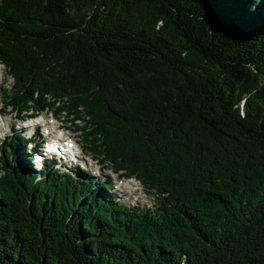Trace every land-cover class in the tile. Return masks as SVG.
I'll return each mask as SVG.
<instances>
[{
  "label": "trees",
  "instance_id": "16d2710c",
  "mask_svg": "<svg viewBox=\"0 0 264 264\" xmlns=\"http://www.w3.org/2000/svg\"><path fill=\"white\" fill-rule=\"evenodd\" d=\"M0 64L18 118L82 122L156 201L39 176L11 136L0 264H264V0H0Z\"/></svg>",
  "mask_w": 264,
  "mask_h": 264
},
{
  "label": "rangeland",
  "instance_id": "374dc122",
  "mask_svg": "<svg viewBox=\"0 0 264 264\" xmlns=\"http://www.w3.org/2000/svg\"><path fill=\"white\" fill-rule=\"evenodd\" d=\"M12 85L13 80L8 75L5 67L0 65V177L3 175V165L1 162L2 160L4 161V156H6L7 158L11 157V149L8 145V138L21 134L26 137H30L32 135V129L29 131H27L26 129H24L25 131L21 130L23 128V122L20 120V118H18L19 116L12 111V109L7 108L8 100L6 98V95H8L7 93H10ZM43 118H45L46 123L52 125L49 126V129L51 127H54V125H56V128L62 126L64 128V135L71 136L73 140L79 144V147L83 149L85 155H80L81 159L77 162L79 166H77V168H74L73 170H70L71 172L76 173L77 176L80 177L82 176L80 172L89 171L91 175L96 178L102 177V179L100 180H111L114 187L107 196L116 198L121 205L142 208L150 207V209H153L156 206L154 196L147 193L146 190L136 180H124L120 178V176L119 180L116 181L114 179L118 177L119 174H116L110 167L104 164H101L103 165L104 169L95 167L97 164L95 161L96 158H93V160H91V157H94V153L87 149V144L84 142V138L82 135L83 132L81 130H75V126L82 125V122L72 123V121L70 120L71 117L68 118L66 113L60 115V118L57 122H54L52 120V118L56 117L51 112L43 113L40 120L38 119V122H42L43 124ZM54 131H52L53 134L57 135V137H60L59 135L62 133V131ZM42 132L47 135L48 130L43 127V130H39L38 133L42 134ZM39 167L40 165H38V168L34 166V170L38 172V170L40 169ZM42 175H45V171L42 173ZM84 178H86V176H84ZM129 184H132L131 188L127 187ZM93 185H95V183H93Z\"/></svg>",
  "mask_w": 264,
  "mask_h": 264
},
{
  "label": "bare ground",
  "instance_id": "6f19581e",
  "mask_svg": "<svg viewBox=\"0 0 264 264\" xmlns=\"http://www.w3.org/2000/svg\"><path fill=\"white\" fill-rule=\"evenodd\" d=\"M32 125H33V124H27L26 127H27V126H32ZM127 187H128V188H131V187H132V184H129Z\"/></svg>",
  "mask_w": 264,
  "mask_h": 264
}]
</instances>
